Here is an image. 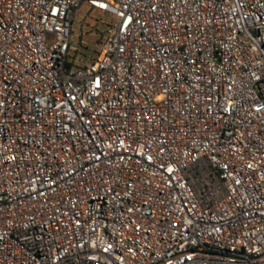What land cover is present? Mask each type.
Segmentation results:
<instances>
[{"label":"built area","instance_id":"obj_1","mask_svg":"<svg viewBox=\"0 0 264 264\" xmlns=\"http://www.w3.org/2000/svg\"><path fill=\"white\" fill-rule=\"evenodd\" d=\"M0 264H264V0H0Z\"/></svg>","mask_w":264,"mask_h":264},{"label":"rangeland","instance_id":"obj_2","mask_svg":"<svg viewBox=\"0 0 264 264\" xmlns=\"http://www.w3.org/2000/svg\"><path fill=\"white\" fill-rule=\"evenodd\" d=\"M113 21L110 14L90 8L82 3L74 13L70 27L71 49H75L74 64H79L91 50H98L106 26Z\"/></svg>","mask_w":264,"mask_h":264}]
</instances>
